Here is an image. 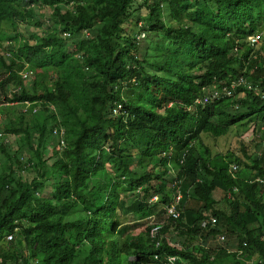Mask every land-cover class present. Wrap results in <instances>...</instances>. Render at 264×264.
<instances>
[{"label": "trees", "instance_id": "obj_1", "mask_svg": "<svg viewBox=\"0 0 264 264\" xmlns=\"http://www.w3.org/2000/svg\"><path fill=\"white\" fill-rule=\"evenodd\" d=\"M263 27L264 0H0V264H264ZM240 77L259 93L212 96ZM251 115L257 149L211 159L202 135ZM221 233L236 249L208 246Z\"/></svg>", "mask_w": 264, "mask_h": 264}, {"label": "rangeland", "instance_id": "obj_2", "mask_svg": "<svg viewBox=\"0 0 264 264\" xmlns=\"http://www.w3.org/2000/svg\"><path fill=\"white\" fill-rule=\"evenodd\" d=\"M41 10H42V12L44 11L43 14H45V16H46V17H43L45 20L47 18L48 14L50 13V10L47 6H44L43 9H41ZM164 18L169 19L167 17V15H165ZM139 24H142V22L139 21ZM38 30H39V27L35 26L34 24H29L28 26H24L21 24L19 26V31L24 33L27 37L31 38L33 40V42L40 40L38 37L35 36V35H37L36 32ZM260 33H262L264 35V27ZM144 34H145L144 37L143 36L140 37L141 41H142L140 44V50L141 49L143 50L145 48L144 47L145 45L143 44L144 41L146 43L149 42V44H151L150 51L152 53L157 52L158 48L161 50L164 47H166L167 40L164 38V36H162V34L156 35V34H150L149 32H147V34L146 33H144ZM261 40H262L261 41L262 43L260 42L258 45L255 46V48H257V49L263 48L264 49V45H263L264 44L263 43L264 38H262ZM260 44H262V46ZM250 56H252V58H254L256 61L260 58L259 54L258 55H250ZM259 62H261V59ZM260 64H263V63L261 62ZM249 69L251 70V72L253 71L251 67ZM261 75L264 76V72H262ZM25 108L26 107L24 105H21L19 107V109H21L22 111H24ZM10 111L12 112V113L10 112V114H11L10 118L11 119H13L19 113L17 108H14L13 110H10ZM3 115L4 114L1 115V118H4ZM255 117H256V115H251V116H247V117H244V118L238 120L233 125V127L230 129V131L224 136L213 137V136H210L208 134H203L202 135L203 144H205L208 147V149L210 151L209 155L211 156V159L216 157L217 154H219V155H221V157L224 161L229 162L230 166L232 164H236L234 162V159H235V155H238L240 153V146H241L240 140L243 141V143L245 145H247V147L249 148V152H253L254 150H256L257 149V145H256L257 141L253 140L252 125L256 120H259V119L255 118ZM9 119L3 120V121H5L7 123L9 121ZM0 124H4L1 121V119H0ZM255 134H257V132H255ZM14 138L15 137L13 135L8 136L7 138L4 137V139H6L9 142L10 146L12 147L11 153L15 152V151H19V153H20L21 152L20 149L14 150L15 148H17V145L14 143V141H15ZM55 141H56L55 139H52L50 141V144L55 143ZM3 158H4V154L0 151V164H1V161L3 160ZM230 166H229V168H230ZM238 172L239 171L236 172V175ZM29 174L32 176V172H30ZM222 197H223L222 191L219 190V191L215 192V200H218V204L216 206L220 207V208L227 207V209H229L228 204L224 203ZM120 220L122 221V223L127 222L128 224H132L136 220L143 222V220H145V219H141L140 216H138V215H132V216L129 215V216L121 217ZM141 229H143L142 224L137 227V229L134 231V233H138ZM195 241H196V243L194 244L195 247H198L201 244L204 245L206 243L205 241H203L201 239H198V240L195 239ZM207 244H208V246H214L217 244L227 245L228 248H231V249H236V247H237L236 246L237 245L236 240H234L233 238L227 239V237H226L224 242L218 243L214 239H211L210 241L207 242Z\"/></svg>", "mask_w": 264, "mask_h": 264}, {"label": "built area", "instance_id": "obj_3", "mask_svg": "<svg viewBox=\"0 0 264 264\" xmlns=\"http://www.w3.org/2000/svg\"><path fill=\"white\" fill-rule=\"evenodd\" d=\"M145 32H142L139 37L143 36ZM64 35H67L66 33H64ZM263 35L262 33H255L252 34L248 37V44L251 46H256L258 45L262 40ZM28 76V72L24 71L22 72V77L26 78ZM237 85H242L244 87H246L247 89H253V92L255 93H259L258 88H253L252 85L250 83H248L243 77H240L238 80L233 81L230 85H224L223 87H221L220 89H216L213 91L212 96L213 97H219V96H230L232 95L233 89L235 88V86ZM122 108V104L121 103H115V105L112 107V112L113 114H117ZM58 129H54L53 133L54 134H58L59 138H60V142L61 144L64 143L63 138L60 136V134L58 133ZM2 136V133L0 132V137ZM233 169H236L237 166L233 165L232 166ZM260 182L264 183V179H260ZM155 198V197H153ZM181 198V194H177L176 197H174V199L166 206V213L168 215V217H172V218H177L180 215V209H179V200ZM210 221V223L214 224L216 223V218L214 219V217H209L207 220H204L202 222V225L205 226L208 222ZM160 229H161V224H157L155 225L152 229H151V236L152 238H156L158 237V234L160 233ZM8 238H11V235L7 236ZM221 239H224V236H220ZM158 243V242H157ZM174 261V257H169V264H173Z\"/></svg>", "mask_w": 264, "mask_h": 264}, {"label": "clouds", "instance_id": "obj_4", "mask_svg": "<svg viewBox=\"0 0 264 264\" xmlns=\"http://www.w3.org/2000/svg\"><path fill=\"white\" fill-rule=\"evenodd\" d=\"M22 72H24V71H22ZM22 72H21V75H22ZM26 103L25 104H23L26 108H25V110H27V108H28V106L29 105H31V103L30 102H27V101H25ZM1 132V131H0ZM6 142H8L7 140H6ZM234 165H236L237 166V168H236V170L238 169V165L237 164H234ZM262 179V178H261ZM260 179H257V181H259ZM260 182V181H259ZM260 183H262V182H260ZM204 220H207V219H203L202 221H201V225H202V222L204 221ZM208 223H210V221L208 222ZM207 223V224H208ZM206 224V225H207ZM215 224V223H214ZM214 224H211V225H214ZM205 225V226H206ZM203 226V225H202ZM205 226H203V227H205ZM220 236H224V239H221L220 238ZM226 235L224 234V233H221V234H218V235H216V239H215V241H217L218 243H220V242H224L225 241V239H226V237H225ZM133 258V257H132ZM246 263H247V260H246ZM250 264H252V262H251V260H250Z\"/></svg>", "mask_w": 264, "mask_h": 264}]
</instances>
